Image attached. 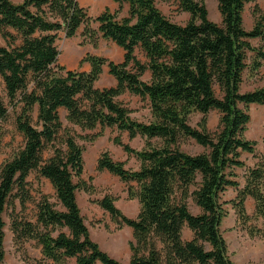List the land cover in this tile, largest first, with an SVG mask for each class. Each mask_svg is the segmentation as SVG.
Returning <instances> with one entry per match:
<instances>
[{
    "label": "trees",
    "instance_id": "1",
    "mask_svg": "<svg viewBox=\"0 0 264 264\" xmlns=\"http://www.w3.org/2000/svg\"><path fill=\"white\" fill-rule=\"evenodd\" d=\"M113 1L119 11L106 10L93 19L78 0L19 4L0 0V34L7 43L0 45V88L8 100L0 96V122L8 119L11 106L16 129L24 139L23 147L0 168V264L6 255L8 209L13 213L16 244L36 242L42 254L40 264L71 260L74 264H123L101 249L85 223L77 196L79 190H88L82 181L84 147L74 130L64 128L61 109L67 112L69 124L84 132L116 128L119 135L114 144L141 163L137 171L127 169L109 152L98 160L99 171L137 185V189L129 188L130 199H137L141 206L136 219L124 215L112 197L98 202L120 227L133 230L129 264H234L221 233L227 216L222 195L231 188L238 191L231 204L239 221L252 218L246 210L248 199L254 201L256 219L264 220V160L257 155V144L245 137L251 119L248 109L264 106V87L242 92L245 74L253 78L264 67V13L256 5L254 26L247 30L244 12L254 0H218L221 24L209 18L204 0H176L180 10L190 14V20L179 25L162 13L158 0ZM124 6H128L127 16L120 18ZM93 21L104 40L123 50V62L88 56V72L59 67V33L72 39L83 28L84 35L92 38ZM252 40L261 44L253 45ZM138 50L145 62L138 58ZM106 66L116 85L100 89L96 84ZM147 74L149 82L142 79ZM126 93L148 101L151 122L131 118V111L119 100ZM212 111L221 115L213 134L208 130ZM194 113L203 116L198 128L190 124ZM121 133L130 140L144 138L147 149L137 151L124 144ZM185 140L205 151L187 153L182 149ZM48 149L53 155L45 159ZM243 154H252L259 162L247 168ZM237 169H246L243 188ZM33 172L49 181L57 199L55 204L43 194L35 203V221L15 212L16 201L22 212L33 201L28 182ZM190 198L201 214L191 213ZM186 228L193 233L189 241L184 240ZM249 234L264 239L259 229Z\"/></svg>",
    "mask_w": 264,
    "mask_h": 264
},
{
    "label": "rangeland",
    "instance_id": "2",
    "mask_svg": "<svg viewBox=\"0 0 264 264\" xmlns=\"http://www.w3.org/2000/svg\"><path fill=\"white\" fill-rule=\"evenodd\" d=\"M19 4L23 0H11ZM209 11V18L221 24L222 18L218 8V0H204ZM78 3L87 9L89 16L93 19L97 18L104 11L109 10L112 13L119 11V5L113 0H78ZM258 5L264 13V0H254L246 6L244 12L245 27L247 30L254 26L255 18L253 14L254 7ZM157 7L162 13L174 23L185 25L190 20V14L182 12L176 0H158ZM128 6L119 13V17L127 16ZM98 23L91 22V28L95 34L92 38L84 35L82 28L75 38L68 39L65 33L60 32L57 41V46L60 56L57 62L59 67H63L66 71H88L90 70L89 63L85 62L88 56H99L106 58L110 62L122 63L124 52L114 43L104 40L98 31ZM253 45L259 46L261 41L252 40ZM0 45L7 46L6 41L0 34ZM138 58L145 62L143 53L137 51ZM97 82V88H109L116 85V80L109 74L108 67ZM145 82L150 81V76L147 74L142 78ZM264 87V67L260 70L257 76L248 78L244 76V84L242 92L254 91ZM220 95L219 89H217ZM0 96L6 102V93L3 87L0 88ZM119 100L131 111V118L138 122L149 123L152 120L151 109L148 101H143L141 98L124 94ZM8 105V103H7ZM9 107V117L6 121L0 122V168L5 162L10 160L13 155L18 152L24 145L23 136L18 132L15 126V114L11 106ZM250 115V123L247 127L245 137L252 142H255L257 155L264 160V106L251 105L248 109ZM61 120L64 128H71L75 134H78V143L84 147V172L82 181L85 182L88 190L78 191V202L82 210V215L85 223L88 226L92 239L99 244L101 249L108 253L111 257L120 261L123 264H129L132 252L130 243L133 241V230L127 226L120 227L114 222L108 212L103 210L98 202L105 196L115 199V205L123 212L124 215L131 219H136L140 213V203L137 199H130L129 188L135 183H125L118 177H115L107 171L98 170V160L102 153L109 152L114 160L126 163V168L134 171L139 170L140 161L132 156L127 155L122 147L114 144V139L119 135L116 128H98L94 131H82L79 127H72L66 120L67 112L64 109L60 110ZM220 113L212 111L208 115V130L210 133H215L219 127ZM34 122L37 123V110L34 113ZM203 116L199 113H194L190 117V124L193 127H199ZM63 133V132H62ZM101 134V136H97ZM82 136H88L90 139H83ZM97 136L95 139L93 137ZM121 138L124 144L130 145L137 151L147 149L146 140L137 137L130 140L127 133L122 134ZM182 149L192 155L201 154L205 149L197 145L192 140H185L182 144ZM53 155V151L48 149L44 153V158L49 159ZM248 167H254L259 160L252 154H243L241 158ZM237 181L240 183V188H243L246 182V169L236 170ZM29 189L33 197V201L28 203L27 211L22 212V207L19 201H16V215L28 218L35 221L36 205L43 194L50 197V201L57 204L55 191L48 180L39 177L33 172L28 179ZM78 182V180H77ZM238 191L229 189L222 195L221 202L224 205L227 216L221 226V233L228 244V256L234 264H264V239L261 237H251L249 232L252 229H259L264 232V220L255 217V204L246 202V210L251 218L250 221H239L237 211L231 202L237 199ZM189 209L193 215L202 213L201 209L195 204L192 198L188 201ZM60 208V206H58ZM14 212V211H13ZM12 209H8L5 214V261L4 264H40L42 261L41 249L34 241L25 242L23 245L16 244L15 236L11 226ZM13 214V213H12ZM193 238V233L186 228L184 232V240L189 241ZM208 250L212 248L205 244ZM43 264H53L45 262ZM69 264H74L71 260Z\"/></svg>",
    "mask_w": 264,
    "mask_h": 264
},
{
    "label": "crops",
    "instance_id": "3",
    "mask_svg": "<svg viewBox=\"0 0 264 264\" xmlns=\"http://www.w3.org/2000/svg\"><path fill=\"white\" fill-rule=\"evenodd\" d=\"M88 71H89V70H88ZM88 71H87V72H88ZM104 71H105V69H104ZM148 75H149V74H148ZM112 87H113V86H112ZM247 201H248V203H250V202H251L252 204L254 203V201H253L252 199H248Z\"/></svg>",
    "mask_w": 264,
    "mask_h": 264
}]
</instances>
